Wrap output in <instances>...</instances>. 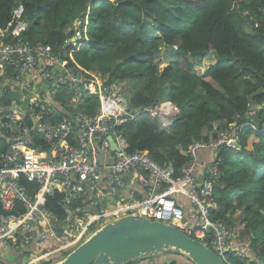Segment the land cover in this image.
I'll list each match as a JSON object with an SVG mask.
<instances>
[{
	"label": "trees",
	"instance_id": "1",
	"mask_svg": "<svg viewBox=\"0 0 264 264\" xmlns=\"http://www.w3.org/2000/svg\"><path fill=\"white\" fill-rule=\"evenodd\" d=\"M19 5L32 20L25 38L44 41L70 66L126 84L129 110L139 113L116 132L131 151L171 166L173 178L182 176L195 140H213L239 126L240 148L221 145L215 151L222 175L212 217L231 227L238 223L253 252L228 253L232 264H264V0H0V25L11 21ZM163 48H173L167 56L174 59L162 68ZM66 93L62 89L57 100L74 102ZM80 102L83 112L100 106L90 93ZM166 102L178 115H152ZM253 138L258 140L250 143ZM21 181L34 197L38 183ZM61 198L56 192L47 199L60 218ZM25 211L20 204L18 212Z\"/></svg>",
	"mask_w": 264,
	"mask_h": 264
},
{
	"label": "built area",
	"instance_id": "2",
	"mask_svg": "<svg viewBox=\"0 0 264 264\" xmlns=\"http://www.w3.org/2000/svg\"><path fill=\"white\" fill-rule=\"evenodd\" d=\"M27 29L23 5L6 26L0 25V202L8 212L0 211V246L29 248L34 256L25 264H42L65 257L110 219L137 214L175 225L209 245L226 264H232L230 252L248 255L240 231L212 217L215 184L222 175L215 151L221 145L240 148L239 126L231 125L213 140H195L191 160L175 179L171 166L131 151L116 132L117 125L139 113L127 108L125 83L109 82L76 62L70 66L44 41L25 38ZM62 89L74 102L57 100ZM87 93L99 98L94 113L79 109ZM151 113L178 114L164 104ZM203 149L214 151L211 162L199 159ZM21 178L38 183L34 197ZM56 192L63 195L62 218L47 207ZM177 194L188 197L190 215ZM20 204L25 212H18Z\"/></svg>",
	"mask_w": 264,
	"mask_h": 264
},
{
	"label": "water",
	"instance_id": "3",
	"mask_svg": "<svg viewBox=\"0 0 264 264\" xmlns=\"http://www.w3.org/2000/svg\"><path fill=\"white\" fill-rule=\"evenodd\" d=\"M164 105L173 107L179 113L171 102ZM109 138L112 149L117 150L113 136ZM0 211L8 213L2 209L1 202ZM171 253L183 254L194 264H226L209 245L187 235L175 225L137 214L110 219L65 257L50 264H127L153 255ZM172 262L171 258L166 260V264Z\"/></svg>",
	"mask_w": 264,
	"mask_h": 264
},
{
	"label": "crops",
	"instance_id": "4",
	"mask_svg": "<svg viewBox=\"0 0 264 264\" xmlns=\"http://www.w3.org/2000/svg\"><path fill=\"white\" fill-rule=\"evenodd\" d=\"M215 156V153L213 150L210 149H203L198 153V157L201 161L203 162H211ZM201 180H202V174H201ZM179 195V194H177ZM179 201L182 203L183 206L186 207L187 214L190 215L192 205L189 202L188 197L185 195L181 194L179 196ZM248 247L246 248V252L248 255H253L252 250L249 247V244H247ZM26 253H24L22 250H18L13 247L9 248H4L0 246V260L4 262L5 264H25L26 263ZM173 259L177 261L178 264H189L188 259L186 257H183L182 255L177 256V255H171V256H165L164 259L161 257H158L156 260L154 259L153 262H166L167 259ZM54 261H57L54 260Z\"/></svg>",
	"mask_w": 264,
	"mask_h": 264
},
{
	"label": "rangeland",
	"instance_id": "5",
	"mask_svg": "<svg viewBox=\"0 0 264 264\" xmlns=\"http://www.w3.org/2000/svg\"><path fill=\"white\" fill-rule=\"evenodd\" d=\"M25 19H26V21L31 25V22H32V20L29 18V17H25ZM173 48H163V50H162V52H160V57H161V60L163 61L162 63H161V67L163 68V67H165L166 65H168V63L172 60V59H174L172 56L171 57H168L167 55H174V53H172V52H169V51H173L172 50ZM171 59V60H170ZM126 85V84H125ZM124 94V96L126 97L127 96V92H124L123 93ZM165 104V103H164ZM258 139L257 138H253L251 141H250V143H252V142H254V141H257ZM253 148V146H251V149ZM236 218L235 219H237V221H239V218H240V220H241V217L242 216H240V213H239V211H237L236 213H235V215H234ZM234 226V225H233ZM238 226V223L237 224H235V226H234V228L235 229H238V228H236ZM239 230V229H238ZM23 252L24 253H26L25 255H26V261L28 260V259H30V258H32L33 256H34V254H33V251H31L29 248H27V249H24L23 250ZM68 254V253H67ZM66 254V255H67ZM65 255V254H64ZM174 255H177V256H180V255H182V254H180V253H176V254H174ZM183 257H185L184 255H182ZM58 257H56V258H53L52 260H55V259H57ZM62 258V257H61ZM153 258H157L156 256L155 257H153ZM187 258V257H186ZM151 259H143V260H139V261H137L135 264H147V263H153V260L152 261H150ZM188 261L191 263V264H193L189 259H188ZM134 263V262H133Z\"/></svg>",
	"mask_w": 264,
	"mask_h": 264
},
{
	"label": "bare ground",
	"instance_id": "6",
	"mask_svg": "<svg viewBox=\"0 0 264 264\" xmlns=\"http://www.w3.org/2000/svg\"><path fill=\"white\" fill-rule=\"evenodd\" d=\"M167 109H169L168 112H171V108L167 107Z\"/></svg>",
	"mask_w": 264,
	"mask_h": 264
}]
</instances>
